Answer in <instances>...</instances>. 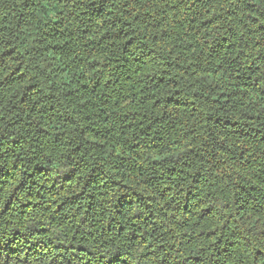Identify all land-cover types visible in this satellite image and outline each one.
Segmentation results:
<instances>
[{
	"label": "clouds",
	"instance_id": "9594fccd",
	"mask_svg": "<svg viewBox=\"0 0 264 264\" xmlns=\"http://www.w3.org/2000/svg\"><path fill=\"white\" fill-rule=\"evenodd\" d=\"M0 264H264V0H0Z\"/></svg>",
	"mask_w": 264,
	"mask_h": 264
}]
</instances>
